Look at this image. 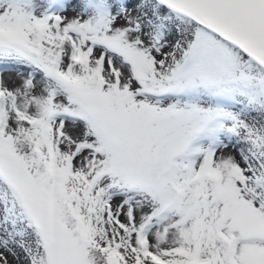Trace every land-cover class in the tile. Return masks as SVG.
I'll return each mask as SVG.
<instances>
[{"label":"snow or ice","instance_id":"1","mask_svg":"<svg viewBox=\"0 0 264 264\" xmlns=\"http://www.w3.org/2000/svg\"><path fill=\"white\" fill-rule=\"evenodd\" d=\"M0 264H264V0H0Z\"/></svg>","mask_w":264,"mask_h":264},{"label":"rangeland","instance_id":"2","mask_svg":"<svg viewBox=\"0 0 264 264\" xmlns=\"http://www.w3.org/2000/svg\"><path fill=\"white\" fill-rule=\"evenodd\" d=\"M68 15H74V13L69 12ZM228 151H233L232 149H229Z\"/></svg>","mask_w":264,"mask_h":264}]
</instances>
